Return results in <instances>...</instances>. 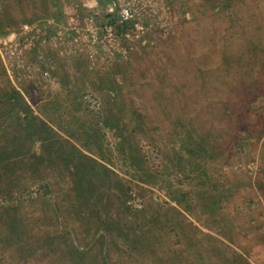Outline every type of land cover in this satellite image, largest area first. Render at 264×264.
I'll list each match as a JSON object with an SVG mask.
<instances>
[{
	"label": "rangeland",
	"instance_id": "374dc122",
	"mask_svg": "<svg viewBox=\"0 0 264 264\" xmlns=\"http://www.w3.org/2000/svg\"><path fill=\"white\" fill-rule=\"evenodd\" d=\"M58 1L61 16L54 15L53 0H0L3 25H17L0 37V85L18 90L42 119L36 104L52 102L55 95L64 125L79 118L87 128L94 115L106 157L82 151L130 187L126 206L150 215L159 198L169 203L165 208L177 210L169 207L168 217L180 225L184 254L168 246L163 233L148 238L157 245L152 254L115 238L116 263L264 264V0H229L227 6L223 0ZM123 9L130 10L134 29L123 37L113 31L109 39L101 17ZM90 81L113 91L112 117ZM74 84L85 111L68 110L74 107L67 94ZM60 118L50 112L44 121L51 125ZM107 120L124 127L127 144L145 155L149 176L158 184L134 178L132 163L116 154L114 138L102 129ZM138 124L144 134L134 129ZM184 132L203 143L210 158L205 165L220 170L223 183L194 195L190 212L167 199L171 184L191 191L183 175L170 171L180 158L175 151L186 156L175 142ZM7 172L0 170V264H76L62 257L72 245L81 248L83 227H66L47 210L49 199L66 202V174L54 171L57 192L46 193L39 170ZM40 195L44 205L34 201Z\"/></svg>",
	"mask_w": 264,
	"mask_h": 264
},
{
	"label": "trees",
	"instance_id": "16d2710c",
	"mask_svg": "<svg viewBox=\"0 0 264 264\" xmlns=\"http://www.w3.org/2000/svg\"><path fill=\"white\" fill-rule=\"evenodd\" d=\"M228 1L223 0L225 6ZM52 5L58 10L54 15L61 16L60 1L53 0ZM100 22L102 30L110 27L115 36L123 37L134 29L132 20L122 21L115 12H105ZM16 30L17 25L5 26L0 19V37ZM89 84L99 93L107 117H112L115 105L113 91L96 88L94 85L92 86L91 81ZM2 85L4 86L0 85V133L10 135L4 139L1 135L0 139L1 172L10 169V172H7V175H10L15 168L20 172L39 170V175L42 176L39 184L46 193L57 192V184L53 183L54 171L60 175L61 172L66 174L68 181L66 190H64L66 202L62 205L58 204L61 197L58 200L56 198L49 199L47 204L49 217L52 219L62 218L64 225L72 229L77 226L83 227L85 239L81 248L70 246L67 255H63V260L73 261L71 263L76 261V264H79L92 256L96 259L94 260L95 264H117L113 247H116L117 250L119 246L114 244L115 238L126 241L132 250L137 248L139 253L152 254L157 252V245L148 243L147 240L149 237L153 239L159 233H163V236L166 237L168 246L173 250L179 249L180 253L184 254V244L178 240L177 233L181 229L180 225H176L168 217L169 207L176 212L177 210L171 206L165 208L169 203L159 198L152 203L154 212L150 215L145 208L141 211L131 210L126 206L130 187L116 179V174L107 166L100 164L96 159L83 152L86 151L91 155L95 153L101 157L99 158L101 160L104 156L106 157L102 147L103 138L98 129V122L94 120V115H92L93 118H88L91 120L90 123L88 121L87 128L79 118L71 119L65 126L64 121L60 118V103L56 101L58 97L55 95L52 102L36 104V109L42 115V119L34 115L30 105L18 90L9 86L7 82H3ZM70 86L67 94L74 107L71 105L68 110L78 112L79 109H82L85 111L86 109H83L84 105L80 101L79 87L76 84ZM34 101L35 98L31 99L32 104L35 103ZM50 112L60 118L58 123L52 120L49 122L53 126L44 121V119H48ZM81 122L82 124H80ZM74 124L78 126L72 129L71 125ZM54 126L65 137L55 132ZM123 128L119 122L110 120L102 124V129L109 131L114 138L116 154L119 156L120 153V156L124 158L123 161L127 160L132 163L133 166L130 168L135 171L134 178L145 185L158 184V178L149 176L145 155L139 154L137 148L127 144L128 137L123 134ZM134 129L137 132L141 131L142 134L145 133L142 125L138 124ZM175 142L186 156L175 151L174 154L180 158L172 161L173 166L170 171L183 175V181L188 183L191 191L184 192L181 188H176L171 184L167 189V199L170 203L184 205L185 211L190 212L191 208H194V195L199 191L206 192L216 189V186H223V183L220 181V170L207 169L205 162H207L206 154L208 153L201 141L197 142L192 135H187L184 132L177 136ZM208 159L210 158L208 157ZM14 179L19 180L20 175L17 174ZM139 190L143 191L142 188ZM111 195L113 198L110 197ZM138 195L140 196V194ZM39 200L44 205L45 200L43 197L41 198V195L34 199L35 202ZM103 202L104 205H102ZM101 205L103 209H99ZM108 207H111V214ZM98 210H103L104 213L100 214Z\"/></svg>",
	"mask_w": 264,
	"mask_h": 264
},
{
	"label": "built area",
	"instance_id": "2783aa9c",
	"mask_svg": "<svg viewBox=\"0 0 264 264\" xmlns=\"http://www.w3.org/2000/svg\"><path fill=\"white\" fill-rule=\"evenodd\" d=\"M117 16L122 21H127V20H130L131 19V13H130V10H128V9L120 10L119 13L117 12ZM24 29L27 31L28 30V27L27 26H24ZM33 29H36V28L34 27ZM31 30H32V28L29 29V31H31ZM112 33H113L112 28H110V27L105 28V34H106V36L109 39H111V37L113 35ZM35 34H38V30H35ZM92 39H93V41H95L96 40V37L95 36H92ZM84 100L86 102H88L89 104L97 105V102L94 101V99L93 98H90L89 96H84ZM137 207H140V206L138 205Z\"/></svg>",
	"mask_w": 264,
	"mask_h": 264
}]
</instances>
